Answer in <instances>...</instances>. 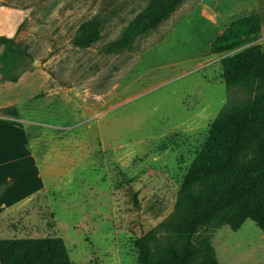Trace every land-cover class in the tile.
Listing matches in <instances>:
<instances>
[{
	"label": "rangeland",
	"instance_id": "obj_1",
	"mask_svg": "<svg viewBox=\"0 0 264 264\" xmlns=\"http://www.w3.org/2000/svg\"><path fill=\"white\" fill-rule=\"evenodd\" d=\"M148 1L5 0L26 15L9 36L19 51L0 59V238L57 235L71 264H138L137 238L173 209L211 121L245 96L226 87L220 59L264 48V0H183L108 51ZM251 18L255 40L211 52L228 25ZM91 19L100 37L76 45ZM200 231L218 264L264 263L253 220Z\"/></svg>",
	"mask_w": 264,
	"mask_h": 264
},
{
	"label": "trees",
	"instance_id": "obj_2",
	"mask_svg": "<svg viewBox=\"0 0 264 264\" xmlns=\"http://www.w3.org/2000/svg\"><path fill=\"white\" fill-rule=\"evenodd\" d=\"M183 0H149L109 43L108 51L128 48L134 37L155 28ZM101 23L82 22L74 43L85 47L100 37ZM258 23L244 19L215 38L211 52L226 54L255 40ZM0 59L15 56L12 37L0 35ZM230 97L211 121L207 137L184 174L173 209L135 242L138 264H218L203 228L232 230L251 219L264 231V48L248 44L220 59ZM0 264H71L60 236L0 238Z\"/></svg>",
	"mask_w": 264,
	"mask_h": 264
},
{
	"label": "crops",
	"instance_id": "obj_3",
	"mask_svg": "<svg viewBox=\"0 0 264 264\" xmlns=\"http://www.w3.org/2000/svg\"><path fill=\"white\" fill-rule=\"evenodd\" d=\"M21 12L22 9L6 4L5 0H0V35L12 36L15 34L18 25L26 15L21 14ZM27 151V149H25L24 153L22 151L20 157H27ZM263 235L261 234V239H264Z\"/></svg>",
	"mask_w": 264,
	"mask_h": 264
}]
</instances>
